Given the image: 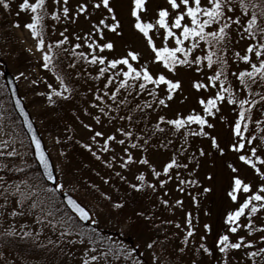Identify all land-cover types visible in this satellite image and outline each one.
<instances>
[{
	"label": "rangeland",
	"instance_id": "obj_1",
	"mask_svg": "<svg viewBox=\"0 0 264 264\" xmlns=\"http://www.w3.org/2000/svg\"><path fill=\"white\" fill-rule=\"evenodd\" d=\"M21 2L22 0H8V6L5 7L0 0V155H12L15 166L22 170L21 166L27 164L26 159L31 153L17 119L11 116L12 111L8 97L4 95L3 72L5 69L14 78L19 96L29 111L51 158L57 175L55 192L69 191L91 210L92 221L89 229L91 236H85L68 226L66 221L69 216L64 211L54 213L52 205L50 208L46 202L47 210L44 211L41 198L35 199L34 197L45 190L46 185L40 181L18 180L13 185H8L5 189L12 196H19L20 198L19 200L13 199L11 202L14 204L23 203L34 213L35 209L40 210L38 215L41 214L42 218L40 217L39 221L46 223L48 219L50 227H53L55 232L67 242V249L74 260V264H85V262L87 264H186L182 260L183 253L189 254L191 262L188 264H196L195 256L190 253L198 248L208 255V251L211 249L212 237L210 236L212 233H214V238L216 235H228L229 245L237 242L241 244L239 248L229 246L221 251L224 247L222 242L221 254H219L216 264H252L247 255L249 252H252L255 261L260 263L264 257V252L260 251L264 248V240L260 239L261 236H264V228L260 227L264 225V208L257 209L250 217H246L250 211L251 206L249 205L236 221V224L239 225L236 232L231 231L234 225L228 222L227 214L230 211H235L237 206L252 192L260 191L259 186L264 184V176L254 173L250 170L252 167L244 161L237 160V163L234 164L235 168L231 170L227 167L222 169L221 162L217 160V170L214 172L213 178L211 177L215 168L212 153L218 152L221 155L225 152L226 143L227 145L229 143L236 144L241 139L235 135L234 125L237 116L231 112L240 107L238 103L234 106V100L236 102L245 99H243V96H246L245 87L237 82L236 77L241 69L247 68L245 64L248 62L241 64L242 60L236 57L234 53L245 54L246 46L250 41L242 31H239V26L235 23V26L229 25L227 30L229 35L223 45L206 47L205 42L198 41L199 46L189 54V60L194 59L197 55L204 57L209 47H212V50L216 52L212 67H209L207 61L202 59L200 65L194 63L175 64V71H171L164 66L162 61L155 60V52L148 44L147 38L135 27L136 17L132 15L133 0H109L112 13L108 12L100 0H67L66 5L64 0H45L44 11L39 12V15L42 16V25L43 17H46L44 23H46L45 29L48 38L51 40L52 22L55 29V37H53L55 40H64L66 36L67 40L64 41L66 47L67 45L70 47L79 45L75 48L80 52L103 55L105 63L96 62L95 64L99 71L103 68L107 71V76L112 77L110 83H102L101 77L104 73L98 76L96 73L98 68L94 67L96 75L94 74L95 78L92 77V80L97 83V91L96 97L91 99L94 103L93 107L88 104L93 112L69 121L70 132L74 133L84 145H91L90 148L86 147L87 155H82L77 159V156L67 155L63 151L64 144L61 142L63 137L61 135L64 133L60 132L63 125L54 122L57 115H53L55 109H52L51 106L54 99L52 95L57 94L56 91H60L57 89L60 83L52 72L51 64L47 68L43 66L45 63L43 52L48 51L51 54V48L48 47L46 40H44L45 47L43 49L38 50L36 48V38L31 35L30 29L25 27L27 23L31 22L34 13L27 8L20 9L19 3ZM34 2L35 0H30V3ZM201 2L207 4V0H201ZM81 4L87 5L83 13L79 11ZM65 6L69 9L67 15L62 11ZM161 7L168 9L171 26V19L179 9H172L168 0H145V7L138 9L141 21L155 24L158 18V9ZM52 11L57 13L59 19L52 17L51 20L50 13ZM44 12L46 13L44 14ZM113 14L115 20H113ZM233 15L238 14L233 13ZM101 20L104 21L103 24L100 23ZM116 21L118 24L115 29L107 27L108 24ZM40 26L37 27L41 28ZM97 27L99 31H94L93 29ZM218 27L219 24H213L207 26L206 31ZM173 30L178 32L176 29ZM101 32L103 35L100 34ZM85 33H88V36H85ZM163 33L164 29L159 25L149 30V35L152 36L156 47L164 46ZM86 39L89 40V44L93 40L96 41V44L89 47V44L84 43ZM107 42L113 44L111 49L101 50L97 47L98 44ZM185 45H189V42L185 41ZM167 46H176L174 38H168ZM130 50L138 54L136 60L129 57V63L137 70L147 67L154 77L163 73L169 79L180 82L179 87L173 91L170 98L167 96L165 83L162 82L157 85L151 82L152 91L155 89L152 105L151 109H147L148 113H144V120L149 122V126L146 128H149L151 135L126 120L119 121V116L113 111L104 115L96 106L98 103H103L98 106L110 109L108 101L106 102L100 97L106 99L105 96H107L109 98L115 87L118 92L117 99H120L124 92L131 93L134 88L136 89L137 86L134 84L126 85L124 88L120 84V81L124 79L123 71L127 70V65L121 63L113 68L107 63L108 60L128 56ZM248 54L251 55L250 57L254 62L261 59L256 57L254 52ZM176 56L184 59L183 53L177 52ZM220 59L225 62L224 76L222 77L225 80L223 87L230 89L234 99L229 103L227 99L229 92H225L224 98L218 100L210 113L206 114L203 111L204 106L199 101L201 98L207 100L221 90L219 79L213 83H209L208 80V77L220 67L218 63ZM192 67L194 72L190 70ZM197 67L200 68L199 72L196 71ZM136 79L142 80V77ZM130 80L131 78L128 81ZM194 82H201L206 87L197 89L194 87ZM105 84H107V89H105ZM263 85L264 83L259 82V80L255 82L256 87ZM146 91L145 89L143 96L145 100L148 99ZM141 92L143 93V91ZM261 95L263 98L258 96L259 99L255 100V103L250 101V103L245 104L247 109H250L251 119L254 120L252 127L249 125L248 130L244 132L245 146L241 153L253 157L251 149L254 147L256 148L255 155L264 158V94ZM161 98L165 99L164 105L159 103ZM249 105L251 106L249 107ZM194 112L204 116L209 123L201 126L193 121L180 128L171 125L175 129L174 134L171 135L167 129L169 125L167 120L175 119L178 116L186 117ZM161 115L166 117L165 121H159ZM62 119L66 120L67 118L62 115ZM88 125L91 127L89 128ZM120 128L131 131L133 135L131 137L123 136L118 131ZM201 128L207 132L204 140L202 139L204 134L198 136L200 134L197 133L198 130L201 131ZM156 129L158 131L161 129L163 133L171 135L172 142L169 144L170 148L165 149L168 153L166 156L163 154V148L159 147L158 144L155 145L157 140L153 135L156 134ZM96 132H102L104 135L96 136ZM192 132L198 134L196 143L192 141V138H195L194 136L191 138ZM109 135H114L115 139L110 140L106 148L103 142ZM93 137L95 138L93 139ZM213 138L217 140L216 146L210 147L209 153L208 142L212 141ZM249 139H251V143L248 142ZM121 140L124 142L120 143ZM130 140L134 144L129 143ZM125 148L128 149L127 152L124 151ZM129 154L133 157L131 161L126 160ZM89 155L99 158L101 170L97 171L100 174L103 173L102 167H105L110 174L117 176L120 180L122 177L124 181L127 180L131 183L138 181L139 175L143 173L144 180H140V182L147 183L159 195L164 194L162 185L169 189L172 204L170 205V201L167 202L169 208L166 211H162L160 206L157 207L159 219L156 220L151 230L143 234L145 236L137 237L132 234L135 231L129 229V226L133 225L131 222H137V220L130 219L127 213L121 212L122 207H119L120 200L116 194L107 197L106 200L99 201L94 192V185L89 182L93 179L91 177L92 172H97L96 170H88L91 165L97 168L92 164L95 162H92ZM222 157L223 155L219 158L215 156L216 159ZM10 159L12 158L8 160ZM143 159L148 162L143 163ZM173 159L176 160V164L165 173L163 166ZM195 161L198 162L194 166ZM255 162L264 172V163ZM153 168L160 173L159 176L153 174ZM253 174L258 178L253 177ZM171 175L173 177L169 178ZM234 177H239L251 185L247 193L242 188L240 191L237 190L236 200H233L230 195L234 187ZM161 180L164 181L163 184L160 183ZM180 182H184L183 185L185 186L195 182L196 187H199L198 192L202 191L204 187L206 190L199 193V196H196L193 190L190 193L187 191L181 193ZM263 193L261 192L262 195ZM252 203H264V201L258 202L253 199ZM12 219L7 218L6 220L8 221L7 224L14 228L32 227L35 224L32 220L22 217L15 219V224L12 225ZM249 220L252 221V224L249 225L250 228H245L244 225L248 224ZM205 225H208V228H205ZM240 236L244 237L243 241L239 240ZM249 240L253 241L251 245L247 244ZM5 256L8 257L7 254ZM91 256H96L97 259L91 260ZM197 264L201 263L197 262Z\"/></svg>",
	"mask_w": 264,
	"mask_h": 264
},
{
	"label": "trees",
	"instance_id": "obj_2",
	"mask_svg": "<svg viewBox=\"0 0 264 264\" xmlns=\"http://www.w3.org/2000/svg\"><path fill=\"white\" fill-rule=\"evenodd\" d=\"M261 2L262 0H251L252 4L259 5ZM253 12H255L258 17L260 16L259 7L257 8L250 7L247 13L244 15L245 16L251 15ZM45 13L46 12H44V14ZM233 13L240 14L239 8L236 7L232 11L226 10V14L230 16H232ZM36 14H39V12ZM45 19L46 17H43V25L41 31L44 40H46L47 45L48 46L51 45V69L56 79L58 76L61 77V79H57L60 83L57 89H60V91H56L57 94L52 95L54 99L52 100L51 106L52 109H55L53 115L54 116L57 115V118L54 119V122L63 125L62 130H60V132L64 133L61 135L63 136L61 138V142L64 144L62 148L63 151H65L67 155L69 154V155L77 156L78 157L77 159H79L80 156L87 155V148L74 133L70 132L71 127L69 121H72L75 117L78 116H86L87 113L92 114L93 110L88 106V104H91L93 107L94 103H92L91 99L96 97L95 95L97 91V86H96L97 83L94 80H92V77L95 78L94 67L96 66L98 68V66L95 63H92L90 59L85 58V55L90 57L91 56L90 53L88 54V53L80 52L74 46L70 47L67 45L66 47L65 46L66 43L64 42L61 45H56L55 44L56 40L55 38H53L55 37V32H54L55 29L52 22H51V40H50V38H48L47 36L45 29L46 28V23H44ZM51 20H52V16H51ZM257 22L260 23V20ZM242 23H243V17H242ZM231 25L235 26L234 22ZM37 26L39 27V25ZM243 34L250 41L249 43H252L253 45H258V43L264 42L261 41L259 37H257L254 40L251 36L247 35L245 32H243ZM260 58H264V56ZM244 62L245 61L242 60L241 64H243ZM245 65H247L246 66L247 69L250 70V65L248 63ZM245 69L246 68L244 67L241 70H245ZM190 70L194 72L193 67L190 68ZM96 73H98V76H101L99 68L97 69ZM103 73L104 74L101 77L102 83H110V81H108L107 79L108 78L107 71H104ZM236 79L237 82L239 83L240 80L238 78V75ZM61 81L63 82L64 85L67 86L66 88L61 87ZM142 82L143 80L140 79L139 80L131 79L130 81H127V84L122 85L123 88L126 85L130 86L132 84H134L137 87L136 89L134 88L131 93L124 92L121 95L120 99H117V97L113 99L111 98V96L109 98L105 96L106 99L105 98L103 99L106 102L108 101L111 107H109L110 109H106L103 107L104 109L103 114L106 115L108 112L113 111L115 114H117V116H119L118 117L119 121H121L122 119L126 120L130 122L132 125L149 132L151 135L149 128H146L147 126H149L148 124L149 122L147 120H144L145 119L144 113H148L147 109H151L150 107L152 105L151 102L154 94L151 87L153 86L151 82L145 84V89L147 90L146 94L148 96V99L145 100L143 97L145 92L143 91L142 93L139 90V84ZM259 82L261 81L259 80ZM115 88L112 91H117L116 90L117 88L116 89ZM245 90H246L245 91L246 96H243V99L245 98L244 100H247L250 103V101L253 100L255 101L259 99L260 96H262L261 94H264V85L262 87H256L254 83L251 86V90H249L248 88H245ZM58 93H63V95H59ZM4 95L7 96L6 90L4 91ZM262 98L263 96L261 97V99ZM234 101L233 103L235 106L237 101L236 102ZM100 104L102 105L103 103L96 104L99 110L102 108L98 106ZM243 107L246 110V115L244 121H242L243 123L241 129L244 133L246 130H248L247 127L249 125L252 127L254 119H251L250 117V111H249L250 109H247L246 105H243ZM145 109L146 111L144 112ZM231 113H234L238 117L239 109H235V110L233 109ZM61 114L64 115V117L67 119L66 120L62 119ZM11 116L12 118L16 119L13 112ZM87 117L90 116L87 115ZM245 123L247 124L246 128L243 127ZM167 129L171 132V135L174 134L175 129L170 124L168 125ZM192 133L193 135L191 136V138L193 136L195 137L192 138V141L196 143L198 141L196 136L198 134H200L198 136H202L201 135L202 132L198 130L197 131L198 134L195 132ZM203 133H207V132L203 130ZM171 135L163 133L161 129L159 131L156 129V134L153 135L157 140L155 142V145L158 144L159 147L161 146L163 148L164 151L163 154L165 156L168 154L165 149L170 148L169 144L172 142ZM235 135L239 136L238 134ZM205 137L206 135H203L202 139L204 140ZM238 138H240V136ZM243 139H245V137H243ZM231 145L232 143H229L228 145L226 143L224 149L225 152L221 154L223 155V157L220 159L215 158V156L218 158L221 156L218 152L212 153L213 166H215L214 171L211 174L212 178L214 172L217 170L218 167V163H216L217 160L221 162L220 166L222 169L223 167L224 168L227 167L228 169L231 170L235 168L234 164L237 163L236 161L240 160L239 156L242 154L241 153L242 148L236 150L232 148ZM208 146H209L208 152L210 153L211 151L210 147L212 146L214 147L212 141L208 142ZM89 157L92 160V162H95L92 164H94L97 168L91 165L89 166L90 168H88V170H96V171L101 170L100 168L101 162L99 158L92 157V155H89ZM9 158L12 159L8 160ZM13 160L14 158L12 155L11 156L6 154L0 155V264H17L18 262L19 264H74V260L72 259V256L69 254L67 249L68 248L67 242L63 238H61L57 234V232H55L53 227H50L51 225L49 224L48 219L46 220V223L39 221V219L42 218L41 214L38 215V212L40 210L35 209V213H34L23 203L20 204L19 202H17L16 204H14L11 202L13 199L19 200L20 198L19 196L17 197L12 196L5 189L8 185H13L18 180H26V181L36 180L41 182V178L39 177L37 168L29 156L26 159L27 164L21 166L22 170H19V167L15 166V162ZM197 162L198 161H195L194 166L197 164ZM102 170H103L102 174H100L99 171L97 172L93 171L91 174V177L93 179L89 181L95 187L94 192L97 195V198L99 199V201L106 200L107 197L116 194L120 200L119 207H122L120 209L121 212L127 213L130 219H134L135 221L137 220V222H131L133 223V225L129 226V229H133L135 231L132 234L137 237L145 236L143 234L151 230L153 228V225H155L156 220L159 219V212L157 207L160 206L159 208L162 211H166L169 208V206L168 203L167 204L165 203V201L167 202L170 201V205L172 204L173 201L169 189L167 187L165 188L162 185V188H164L163 190L164 194L159 195L157 191L151 186H149L147 183H141L140 180L129 183L127 180L124 181L122 177H121L122 180H120L117 176L110 174V172L105 167H102ZM250 170H252L254 173L258 175V173L255 172V170H253L252 168ZM252 176L258 178L254 174ZM171 177L173 176L171 175L169 178ZM183 183L180 182L181 193L183 191H187L190 193L191 190H193L194 194L196 196H199L198 195L199 193L204 192L206 190V187H204L202 191L198 192L199 187H196L195 182H192L187 186L183 185ZM136 184H139L140 188L134 187V185ZM44 188L45 190L41 191L39 195L34 196L35 199L41 198V202H43L42 206L44 208V211L47 210L46 203L50 206V208L52 205V211L54 213L59 212L61 210L64 211V208L60 204L58 200V194L55 192V190L48 186ZM238 190L240 191V189ZM157 195H159L160 197ZM24 203L27 202L24 201ZM16 205H19L21 207H18ZM133 212L135 215L133 214ZM22 217H26L27 220H32L33 223H35L34 226L32 227L24 226L21 228L19 227L14 228L11 225L7 224L8 222L6 220L7 218H13L11 221H12V225H14L15 219H21ZM246 217H250V216L247 214ZM66 223L68 226L79 231L81 234L89 237L91 236V233L89 231L90 225L87 227L81 226L71 216L67 218ZM248 228H250V226H248ZM25 231L29 233L28 236L23 235ZM210 237H212V240L210 242L211 249L208 251V255H206L204 251L199 250L198 248L192 250L193 252L190 253L193 256H195L194 259H196L195 261L196 264L197 262L201 264H216V262L218 261L219 254H221L220 248L222 246V242L219 240L220 236L216 235V237L214 238V233H212ZM6 254L8 255L7 258L5 256ZM183 255L184 256L182 260H184L186 264L191 262V259L188 256L189 254L185 255V253H183ZM248 258L249 260H251L252 264H262V262L264 261V257H262L260 263H257L255 261L253 255L251 256L248 255Z\"/></svg>",
	"mask_w": 264,
	"mask_h": 264
},
{
	"label": "snow or ice",
	"instance_id": "obj_3",
	"mask_svg": "<svg viewBox=\"0 0 264 264\" xmlns=\"http://www.w3.org/2000/svg\"><path fill=\"white\" fill-rule=\"evenodd\" d=\"M4 3V6H8V0H2ZM65 5L67 4V0H64ZM100 3L103 4L105 8H107L109 13H112V8L109 7V0H100ZM169 5L172 9H179L176 11L171 19V26L169 23V11L167 8H159L158 9V18L155 21V24L147 21H141L139 15H138V9H143L145 7V0H133L134 7L132 8V15L136 17L135 21V27L143 33V35L147 38L148 44L153 48V51L155 52V60L162 61L164 66L168 68L171 71H175V64H201V60L204 59L207 61V64L209 67H212L214 62V56L216 55V52L212 50V47H209V50L207 51L206 55L204 57H201L199 55L195 56L194 59L189 60V54L192 52L193 49L197 48L198 41L205 42V46H221L223 45L228 38V28L229 25H231L233 22L239 26V31L245 32L247 35L251 36L254 40L259 37L261 41H264V0L257 5L252 4L251 0H207V4H202L201 0H168ZM44 5L45 0H35L34 3H30V0H22L21 3H19L20 9H30L34 15L31 17V22L27 23L25 27L30 29L31 35L36 38V48L38 50L43 49L45 47V41L43 38V34L41 31L42 28V16L35 13H42L44 11ZM99 6V4H97ZM87 5L81 4L79 6V11L83 13L85 11V8ZM238 7L240 10V14L230 16L226 14L227 11H232L234 8ZM257 8L260 9V16L258 17L255 12H253L251 15L245 16L244 14L247 13L249 8ZM63 13L67 15L69 9L67 6H65L62 9ZM50 15L53 18L59 19L57 13L55 11H52ZM242 17H243V23H242ZM113 20H115V16L113 14ZM260 20V23L257 21ZM101 24L104 23L103 20L100 21ZM118 21L115 23L108 24L107 27L109 29H115L117 27ZM213 24H219V27L211 30L206 31V27L213 25ZM37 25H41V28H38ZM156 25H159L164 29L163 37L165 40V44L162 47H156L152 36L149 35V30L154 28ZM173 29L178 30L174 31ZM94 31H99V28H94ZM103 35V33H100ZM85 36H88V33H85ZM169 37L174 38L175 40V47H168L167 46V40ZM79 39V37H77ZM67 40V37H64V40H56V45L63 44L64 41ZM185 41L189 42V45H185ZM85 44H89V40L86 39L84 41ZM92 44H96V41L93 40L91 44H89V47L92 46ZM51 48V45L48 46ZM74 47H79V45H74ZM97 47H99L101 50L107 48L111 49L113 47V44L111 42L98 44ZM218 50V48H217ZM264 42L258 43V45H253L252 43H249L246 47L245 54L241 55L239 52H235L234 55L238 57L240 60H243L245 62H248L250 65V70L245 69L241 70L238 73V78L240 80V83L244 85L245 88H248L251 90L252 84L256 82V80H260L262 83H264V58L258 59L257 61L253 62L252 58L248 53L254 52V55L256 57H262L264 56ZM180 52L183 53L184 59H181L176 56V53ZM129 57L132 60H136L138 58V54L134 51H129L128 56L121 57L119 59H111L108 60L107 63L111 65L113 68H115L118 64L123 63L124 65H127V70L123 71V77L124 79L120 81L121 85H124L126 81H128L130 78L132 80H135L136 78L142 77L143 82L139 84V90L144 91L145 84L148 82H152L153 84H160L165 83L167 85V96L170 98L173 91L179 87L180 82L179 81H173L172 79H169L166 77L163 73L153 76L148 70L147 67H143L140 70H137L133 67L131 63H129ZM86 59H90L92 63L99 62L100 64L105 63V57L103 55H96L93 54L90 57L85 55ZM43 60L45 61L44 67L47 68L49 64H51V54L48 51L43 52ZM220 64V67L217 68L214 72V74L210 75L208 77L209 83H213L219 79L221 90L216 92L215 96L209 97L207 100L204 98L200 99V104L204 106L203 111L204 113L208 114L210 113L211 109L215 107L216 102L218 100H221L224 98V93L229 92V95L227 97L228 102L231 103L234 99L233 95L231 94V91L229 88H224L223 85L225 83V80L222 78L224 76V69H225V62L220 59L218 61ZM105 71V69H100V74H102ZM196 71H200V68L197 67ZM57 79H61V77H57ZM108 81H111L112 77L107 78ZM61 87L66 88L67 86L63 84L61 81ZM194 87L197 89H200L201 87H206V85H203L201 82H194ZM105 89H107V84H105ZM155 89H153V92ZM59 95H63V93H58ZM51 95V94H49ZM111 98L115 99L117 97V91H112L110 93ZM100 99H103V97H100ZM159 103L161 105L165 104V99L161 98L159 100ZM237 103L241 105L239 108V115L236 119L234 129L236 134H238L241 139H239L238 143L232 144L231 147L239 150L241 148H244L245 142L243 139V131L242 129V121H244L246 110L243 107V105L248 104L249 102L247 100H238ZM252 103H255L253 100ZM251 105H249L250 107ZM111 107V105H109ZM101 112L104 111L103 108L100 109ZM166 117L161 115L159 116V121H165ZM197 122L199 125L203 126L205 124H208L209 122L204 118V116L200 115L199 113H192L187 115L186 117H177L175 119L167 120V123L170 125H174L177 128H180L181 126L185 125L186 123L191 122ZM257 124H259V121H257ZM90 128L91 125H88ZM157 127H159V124H157ZM243 127H247V124L245 123ZM123 136L125 137H131L133 133L131 131H125L123 128L118 129ZM201 132L204 135H207V133H203V129L201 128ZM96 136H103L104 134L102 132H96ZM139 135V134H138ZM95 137H93L94 139ZM115 139L114 135H109L104 140V145L107 148L108 142L110 140ZM120 143H123L124 141H119ZM251 143V139L248 141ZM36 147L38 150V154L40 155L41 161L45 163V166H47L43 152L40 151V143L39 141H35ZM129 143H133V141H129ZM212 143L215 146L216 140L215 138L212 139ZM85 147L90 148L91 145H85ZM223 151V149H220ZM125 152L128 151L127 148L124 149ZM251 152L253 154V157H250L248 155L241 154L239 156V159L241 161H244L248 165H250L257 173L264 176V172L261 171V168L257 166V163L255 161H259L261 163H264V158H262L260 155H255L256 148H252ZM127 161L133 160L132 155H128L126 157ZM143 163H147L148 161L146 159L142 160ZM174 164H176V160L173 159L169 163L165 164L163 166V171L167 173L169 171V168L172 167ZM153 174L156 176H159L160 173L156 171L153 168ZM52 177L49 175V179ZM139 180H144V174L141 173L138 177ZM161 184L164 183L163 180L160 181ZM59 187V185H58ZM136 188H140L139 184L134 185ZM259 192H252L251 195H249L247 198L243 200L242 203L239 204V206L235 209V211H230L227 214V220L230 224H233L234 226L231 228L232 232L237 231V227H239L238 224H236V221L240 218L241 214L245 212V209L250 207V211L248 212V215L251 216L252 213H255L257 209L264 208V203H252L253 199L258 202L264 201V195L261 194V192H264V184H261ZM243 189L246 193L249 192L251 185L249 183H245L242 181L239 177H234V187L232 189V192H230L231 198L233 200L237 199L236 191L238 189ZM70 203L72 206L76 209V211L79 213V215L87 219L88 213L84 210V208L80 207L79 204H77L75 201L70 200ZM167 203V201H165ZM179 203V201H177ZM252 221L249 220L248 224H245L244 227L247 228L249 224H251ZM205 228H208V225L204 226ZM261 228H264V225L260 226ZM24 236H28V232L23 233ZM261 240H264V236L260 237ZM219 240L224 243V247L221 249V251H224L229 246L232 248H239L241 247L240 243H231L229 245V237L228 235H222L219 237ZM240 241L244 240L243 236L239 237ZM253 241L249 240L247 241L248 245H251ZM207 251V249H205ZM261 252H264V248L260 250ZM247 255L251 256L253 253L249 252ZM91 260H96V256H91ZM87 264V262H85Z\"/></svg>",
	"mask_w": 264,
	"mask_h": 264
},
{
	"label": "water",
	"instance_id": "obj_4",
	"mask_svg": "<svg viewBox=\"0 0 264 264\" xmlns=\"http://www.w3.org/2000/svg\"><path fill=\"white\" fill-rule=\"evenodd\" d=\"M4 81L6 85V89L9 95L10 103L12 106V109L14 113L16 114L20 125L28 139L31 153H32V158L38 168V171L41 175V178L44 180L45 183H47L50 186H55L56 184V176L53 170V166L51 163V160L44 148V144L42 142L41 137L39 136L35 125L29 115V112L24 106V103L22 99L19 97L16 83L12 77V75L9 72H5L4 74ZM39 141L40 143V151L43 152L45 161L47 166H45V163L41 161L40 155L38 154V150L36 147L35 141ZM49 175L52 177L49 179ZM60 199L67 211L82 225H86L90 222L92 216L90 211L82 205L76 198H74L69 192L67 191H62L60 193ZM70 200L75 201L77 204L80 205V207L84 208V210L88 213V218L84 219L82 218L79 213L76 211V209L72 206L70 203Z\"/></svg>",
	"mask_w": 264,
	"mask_h": 264
}]
</instances>
